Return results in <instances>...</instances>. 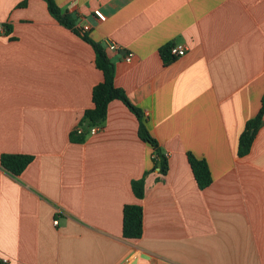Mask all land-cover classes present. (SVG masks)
I'll return each instance as SVG.
<instances>
[{"label":"crops","instance_id":"0c3cea01","mask_svg":"<svg viewBox=\"0 0 264 264\" xmlns=\"http://www.w3.org/2000/svg\"><path fill=\"white\" fill-rule=\"evenodd\" d=\"M54 1L91 26L90 39L120 47L107 50L115 85L141 110L170 170L154 166V148L120 100L95 135L73 140L104 81L94 48L45 0H0V159L33 158L17 176L0 161V262L264 264V118L239 155L264 96V0ZM174 44L189 51L166 62L160 50ZM190 154L208 163L206 189ZM141 178L138 198L132 182ZM132 204L144 210L139 239L123 236Z\"/></svg>","mask_w":264,"mask_h":264},{"label":"trees","instance_id":"16d2710c","mask_svg":"<svg viewBox=\"0 0 264 264\" xmlns=\"http://www.w3.org/2000/svg\"><path fill=\"white\" fill-rule=\"evenodd\" d=\"M48 4V8L52 15L57 19V21L67 27L77 32L82 36V39L89 43L96 52V67L100 69L104 76L103 83L97 84L93 88L92 97L94 106L84 113V118L81 122V126L84 128V133L87 129L93 126H103L108 114V107L115 100L122 101L127 108L139 119L140 127L138 130V135L140 139L150 144L154 150L155 155L153 158L154 166L160 168L163 175H167L170 170L169 162L167 156L162 152V149L158 141L150 134L145 120L143 119V114L140 109L136 108L135 105L131 103L127 94L123 89L117 87L116 84V71L115 66L109 58L105 46L101 43L95 42L89 38L88 34H81L78 29H76L75 23L71 20L68 15H62L61 10L54 0H45ZM22 5H26V1ZM171 45L163 47L160 52L166 62L175 60L170 54ZM264 118V96L262 99V108L252 120L247 123L245 131L241 134L240 145H239V155L240 157L247 156L251 149L262 121ZM87 134L77 135L76 132L72 133V139L78 143L84 142ZM1 165L7 169L13 175H20L32 163L33 158L31 155H8L3 154L1 156ZM188 161L190 163L191 169L195 176V180L200 189H206L212 183V174L208 163L205 160L197 159L193 156L188 155ZM132 189L138 198L145 197V180L141 178L132 182ZM123 236L126 239H139L143 235V222H144V210L142 206L137 204L126 205L123 210ZM0 264H7L5 262H0Z\"/></svg>","mask_w":264,"mask_h":264},{"label":"built area","instance_id":"2783aa9c","mask_svg":"<svg viewBox=\"0 0 264 264\" xmlns=\"http://www.w3.org/2000/svg\"><path fill=\"white\" fill-rule=\"evenodd\" d=\"M77 1V0H75ZM96 17L99 21H105V16L103 14L102 11L100 10H96ZM76 29H78L80 31L81 34H87L90 30H91V26L86 23V22H81L79 21L77 24H75ZM4 31V27L2 25H0V32ZM105 48L108 51H117L120 49V47L115 44V43H106L105 44ZM189 51V47L184 45V44H174L170 47V54L172 56V58L174 59H178L181 58L183 56H185ZM133 58V54L129 53L127 58H126V62H131ZM84 128L80 125L78 128L74 129V132L77 133V135H83V134H89V135H95L97 133V131L100 129V126H93L87 129V132L84 133ZM57 221H55V225H57ZM126 264H130V262L126 263Z\"/></svg>","mask_w":264,"mask_h":264}]
</instances>
